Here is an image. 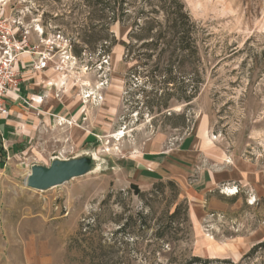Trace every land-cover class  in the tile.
<instances>
[{
    "label": "rangeland",
    "instance_id": "obj_1",
    "mask_svg": "<svg viewBox=\"0 0 264 264\" xmlns=\"http://www.w3.org/2000/svg\"><path fill=\"white\" fill-rule=\"evenodd\" d=\"M180 1L198 48L184 67L188 88L201 78L190 101L176 83L155 93L146 70L156 59L126 61L129 23L86 0H0V16L37 46L20 56L21 82L4 105L8 116L19 109L0 140V264L264 262V248L241 260L264 241L263 195L224 181L197 208L183 191L241 159L264 167V0ZM35 51L49 53L44 69ZM156 155L185 166V181L144 162ZM54 159L79 161L84 172L28 188L31 166Z\"/></svg>",
    "mask_w": 264,
    "mask_h": 264
},
{
    "label": "trees",
    "instance_id": "obj_2",
    "mask_svg": "<svg viewBox=\"0 0 264 264\" xmlns=\"http://www.w3.org/2000/svg\"><path fill=\"white\" fill-rule=\"evenodd\" d=\"M88 7L112 21L129 23L124 59L141 62L155 58L154 66L146 70L149 80L153 83L155 93L168 90V85L176 83L181 97L190 101L201 85V78L196 76L192 86L185 81L187 72L184 67L188 61L197 57L198 48L193 39V22L185 5L180 0H144V7L137 8L135 0H86ZM147 6L149 8H147ZM132 21V23L130 22ZM108 32V28L105 29ZM106 41V40H105ZM133 69H130L131 74ZM135 73L137 70H134ZM180 74L181 80H178ZM156 78L161 80L157 81ZM133 185V184H132ZM135 187V185H133ZM264 248V241L252 245L243 255V262L253 258L258 250ZM227 262V260H223ZM209 259L192 256L184 264L208 263ZM264 264V262H261Z\"/></svg>",
    "mask_w": 264,
    "mask_h": 264
},
{
    "label": "crops",
    "instance_id": "obj_3",
    "mask_svg": "<svg viewBox=\"0 0 264 264\" xmlns=\"http://www.w3.org/2000/svg\"><path fill=\"white\" fill-rule=\"evenodd\" d=\"M12 94L8 95V98ZM16 105L11 106L9 110V116L7 114H0V140L8 133V129L11 126L17 125V121L13 118V114L18 111ZM13 133V132H12ZM185 139V138H184ZM187 139V138H186ZM183 140V143L188 140ZM187 143V142H186ZM182 146V150H179L182 154L190 152L187 145ZM191 150H193L191 148ZM178 153V152H177ZM145 163L154 166H160L171 172V175L179 180L180 183L184 182L186 179L185 166H177L175 163H172V160L169 156H163L160 160V156H151L149 160H145ZM231 171H207L203 175L199 176V184L196 187L185 186L184 194L188 198L189 202H194L195 204L190 205L191 207L195 206L199 208V203L201 202V196L203 193L210 192L215 189L216 185L224 181H235L242 183L244 186H248L251 189L255 190V193L259 196H264V167L259 168L255 164L247 162L245 159L238 161L234 167L230 168ZM227 188L224 189L226 191ZM231 189V188H228ZM226 193V192H225ZM228 194V193H227ZM234 195V194H229ZM191 204V203H190ZM197 212L195 211L194 216L196 218ZM260 241H263L260 240Z\"/></svg>",
    "mask_w": 264,
    "mask_h": 264
},
{
    "label": "built area",
    "instance_id": "obj_4",
    "mask_svg": "<svg viewBox=\"0 0 264 264\" xmlns=\"http://www.w3.org/2000/svg\"><path fill=\"white\" fill-rule=\"evenodd\" d=\"M17 28L9 23L7 19L0 16V113H5V102L8 95L14 94L21 82V63L20 56L23 53H30L37 46L28 47L24 38L17 37ZM42 35V31L39 32ZM37 69H44L48 61V52L35 51Z\"/></svg>",
    "mask_w": 264,
    "mask_h": 264
},
{
    "label": "water",
    "instance_id": "obj_5",
    "mask_svg": "<svg viewBox=\"0 0 264 264\" xmlns=\"http://www.w3.org/2000/svg\"><path fill=\"white\" fill-rule=\"evenodd\" d=\"M79 161L54 159L49 166L33 165L26 177V186L34 190H47L84 172Z\"/></svg>",
    "mask_w": 264,
    "mask_h": 264
},
{
    "label": "bare ground",
    "instance_id": "obj_6",
    "mask_svg": "<svg viewBox=\"0 0 264 264\" xmlns=\"http://www.w3.org/2000/svg\"><path fill=\"white\" fill-rule=\"evenodd\" d=\"M57 186V185H56ZM56 186H54V187H56ZM53 188V187H52ZM39 191H42V190H39ZM226 194L228 193V194H235L236 193V190H233V189H226Z\"/></svg>",
    "mask_w": 264,
    "mask_h": 264
}]
</instances>
